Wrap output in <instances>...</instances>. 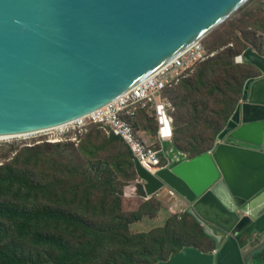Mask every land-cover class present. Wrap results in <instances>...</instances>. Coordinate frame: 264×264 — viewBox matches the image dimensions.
<instances>
[{
	"label": "water",
	"instance_id": "95a60500",
	"mask_svg": "<svg viewBox=\"0 0 264 264\" xmlns=\"http://www.w3.org/2000/svg\"><path fill=\"white\" fill-rule=\"evenodd\" d=\"M248 0H0V136L29 135L86 116L129 91ZM262 74L211 152L174 149L150 174L134 159L152 197L167 187L214 251L184 248L158 264H264V57H238Z\"/></svg>",
	"mask_w": 264,
	"mask_h": 264
},
{
	"label": "trees",
	"instance_id": "16d2710c",
	"mask_svg": "<svg viewBox=\"0 0 264 264\" xmlns=\"http://www.w3.org/2000/svg\"><path fill=\"white\" fill-rule=\"evenodd\" d=\"M258 10L260 11V6ZM243 15L244 11L241 13ZM244 18L241 24L254 20L264 30V20H261L259 14L249 13ZM234 41L240 48H234L231 44L226 50L219 51L199 64L192 75L163 92L164 98L176 108V112H183L176 118L172 115L173 145L176 148L175 132L200 129L194 138L198 140L199 134L210 129L212 137H215L225 128L234 113L241 96V85L246 80L240 76V68L245 65L252 67L245 61L237 62L236 57L243 55L247 49L258 54L262 52L255 42L246 45L239 43L237 38ZM220 44L219 42L217 45L218 49ZM204 47L212 53L206 45ZM234 89L236 92L231 103L228 101ZM173 90L176 92L169 100L167 95ZM208 100H212L213 105L221 109H210ZM141 115L147 114L137 112L133 121L135 130H145L154 136V119L147 117L148 125H152L153 130L139 127ZM179 124L186 129H176ZM90 129H96L105 135L97 126H90L88 131ZM108 137L111 139L107 144H111L114 150L117 149V141L126 148L123 162L132 167L130 180L136 183L138 177L131 152L120 139ZM44 144L59 145L48 142L41 145ZM60 144L73 142L66 140ZM38 145L24 147L9 163L0 166V264H158L168 261L173 254L184 248L195 249L197 241L206 237L202 228L188 213L186 215L193 224L187 231L184 242L179 240L177 243L175 233H170L172 221H169L170 225L166 221L163 228L150 230L151 232L131 233L132 224L157 214L154 209H158L159 204L152 199L130 213L121 212L120 202L115 198L110 202L105 201L102 212L105 219L98 223L91 217L90 199L93 191L104 189L114 193L115 189L109 183L98 182L96 176L92 177L86 172L66 175L62 171L58 178L45 179L47 173L38 179L29 171V167L36 164L38 156L43 153ZM196 148L190 158L207 153L201 141ZM104 149L106 145L100 146L96 151ZM69 163L74 164L73 159ZM129 190L130 187L127 188V194ZM107 198L105 196V200ZM163 235L167 240H170L171 235L174 249L165 251L166 240H163Z\"/></svg>",
	"mask_w": 264,
	"mask_h": 264
},
{
	"label": "rangeland",
	"instance_id": "374dc122",
	"mask_svg": "<svg viewBox=\"0 0 264 264\" xmlns=\"http://www.w3.org/2000/svg\"><path fill=\"white\" fill-rule=\"evenodd\" d=\"M258 6H260V11L258 10ZM243 11L244 15L241 16ZM249 13H257L260 15L261 20H264V0L246 1L229 19L216 27L205 37V39H203L204 45H206L210 51H212V53L216 54L221 50H226L231 44L234 45V48H240V46L234 41V39L237 38L241 44L248 45L251 43L252 45L253 42H255L259 49L262 50L259 55L264 57V30L259 28L254 20L248 21L245 24H241V21L245 20L244 16ZM245 36L247 38H245ZM217 39H220L219 42L221 43L219 45V49L217 47L219 44ZM252 67L245 65L244 67L240 68L239 74L241 77H245L246 80L241 85V96L235 109L241 103L243 93L242 90H244L243 87L245 86L246 81L249 79H258L262 77V74L259 72V70L255 67ZM175 90L168 93L167 98L169 100H171L174 92L179 91ZM235 92L236 89H234L230 94V100L228 102L232 103ZM208 102L210 109H221V107L219 108L214 106L212 100H208ZM182 113L183 112L179 111L176 112V108L172 107V115L174 114L175 118L176 116H180ZM147 117L149 116L141 115L138 125L139 127H147L153 130V126L148 125ZM183 125L187 127V125L184 123ZM183 125H176V129H179V131L186 129ZM200 131V129L195 130L190 128L180 133L175 132L174 142L177 146L176 149L180 152H183V154L189 158L194 155V151L197 149L196 147L199 146V141L203 143V148L206 150V152L214 150L218 143V135L212 137V132L210 129H208L207 132L199 134V138H197L198 140H195L194 138ZM40 136L42 135H37L36 133L27 137H14L8 140L0 141V166L9 163L12 158H15L20 150H22L24 147L36 145L37 143L39 144L38 147L42 149L43 153L42 155L38 156L39 161L29 167V171H31V173L34 174V176H36L38 179H41L42 175L47 173L48 174L45 179H50L52 177L58 178L61 176L62 171H65L66 175L86 172L92 177L96 176L98 182L109 183L115 189L114 193H112L110 190L108 191L104 189L93 191V197L90 199L91 217L98 223L103 222L105 219L102 213L103 204L105 201L110 202L112 198H115L120 202L121 212L130 213L139 209L142 205L147 203L146 201H150L152 199L159 204V208L154 209L157 214L154 217H144L140 222L132 224L130 226L131 233H138L139 231H153L158 228H163L166 221L167 225H170L169 221H172V230L170 229L169 231L170 233H175L176 242L179 243V240L182 242L186 241L187 231L193 223L189 219V216L185 214L186 211H182L180 214H178L174 207L169 208V211H167L166 207H164L165 203L163 202V191H166L165 187L157 191L156 194L153 195L149 200H145L144 197L141 198L131 193L135 182L132 183V180H130L132 167H128V165L124 164L123 162L126 148L122 143L117 141V149L114 150L111 144H107L111 138L100 133L96 129H90L88 133L80 138L77 143H73L74 145H41L44 143L42 142L44 137ZM102 145H106V149L102 151H96ZM163 148L165 154L169 155V148L170 151L172 150L171 145L169 146L167 144H163ZM155 150L158 152V148ZM159 157L163 162V154L159 153ZM71 159H73L74 164L69 163V160ZM134 159L135 158L133 157V160ZM164 164L165 163L163 162V165ZM128 187H130V190L127 194L126 191ZM105 196H108L107 200H105ZM171 215H175V217H171ZM190 234L193 235V233ZM169 239L170 240H167V237L163 235V240H166L164 248L165 251L174 249L171 245V235ZM200 240L201 238L197 241V246L195 249L203 253L210 252L213 248V243L206 237L201 241Z\"/></svg>",
	"mask_w": 264,
	"mask_h": 264
},
{
	"label": "built area",
	"instance_id": "2783aa9c",
	"mask_svg": "<svg viewBox=\"0 0 264 264\" xmlns=\"http://www.w3.org/2000/svg\"><path fill=\"white\" fill-rule=\"evenodd\" d=\"M214 55L205 49L203 39L195 41L142 82L102 108L42 132L41 135L48 143L66 140L76 143L90 126H97L105 135L120 139L139 165L155 174L165 168L163 162L166 163L168 159L163 144L171 142L173 138L172 104L164 98L163 92L192 75L199 64ZM238 57L236 61L242 63ZM138 111L154 119V136L135 130L133 121ZM159 153L163 154V162ZM170 194L174 195L172 191Z\"/></svg>",
	"mask_w": 264,
	"mask_h": 264
},
{
	"label": "crops",
	"instance_id": "0c3cea01",
	"mask_svg": "<svg viewBox=\"0 0 264 264\" xmlns=\"http://www.w3.org/2000/svg\"><path fill=\"white\" fill-rule=\"evenodd\" d=\"M165 144L170 146L169 143H165ZM171 149H172V146H171ZM172 151L173 150L170 151V148H169L170 154H173ZM163 202L165 203L164 207H166L167 211H169V208L174 207L175 211L179 214L182 210L188 209V205L183 200L181 201L180 199H176L175 197L171 196L169 194V191L167 190L163 191ZM262 241L264 242V238Z\"/></svg>",
	"mask_w": 264,
	"mask_h": 264
},
{
	"label": "clouds",
	"instance_id": "9594fccd",
	"mask_svg": "<svg viewBox=\"0 0 264 264\" xmlns=\"http://www.w3.org/2000/svg\"><path fill=\"white\" fill-rule=\"evenodd\" d=\"M169 102V101H168ZM170 103V102H169ZM171 104V103H170ZM173 107V106H172ZM173 117V116H172ZM174 120V119H173ZM173 124H174V122H173ZM142 132H145V133H147V134H149L150 135V133L149 132H147V131H145V130H141ZM40 137H43V136H40ZM218 137V136H217ZM79 141V140H78ZM42 142H47V141H45V138H44V140L42 141ZM217 142H218V139H217ZM60 143H63V142H59V143H51V144H60ZM77 143V142H76ZM219 143V142H218ZM217 143V144H218ZM37 144V143H36ZM169 144L172 146V150H174V149H176V147L173 145V138H172V140H171V142H169ZM177 150V149H176ZM179 151V150H178ZM180 152V151H179ZM211 152V151H210ZM180 153H182L183 154V152H180ZM185 155V154H184ZM166 157H167V155H166ZM186 157V159H192V158H189V157H187V156H185ZM167 162L165 163V168L166 167H168V165L170 164L169 163V157H167ZM146 170V169H145ZM161 170H163V169H161ZM160 170V171H161ZM148 171V170H147ZM160 171H158V172H160ZM150 174H153V173H151L150 171H148ZM157 173V172H156ZM138 177V176H137ZM137 184H143L142 182H141V180L139 179V177H138V180L136 181V183H135V185H137ZM166 188V190L167 191H169V194H170V191H172L173 193H174V195H171V196H173V197H175L176 199H180L181 201L183 200L185 203H186V201L184 200V199H182L181 197H179L176 193H175V191H173L172 189H169V188H167V187H165ZM156 194V193H155ZM151 197H146L145 198V200H149ZM187 205H188V209H184V210H182V211H186V213L185 214H187L188 213V210L190 209V205L188 204V203H186ZM181 211V212H182ZM180 212V213H181ZM179 213V214H180ZM189 214V213H188ZM209 240V239H208ZM211 241V240H210ZM214 249V247L212 248V250L211 251H214L213 250Z\"/></svg>",
	"mask_w": 264,
	"mask_h": 264
},
{
	"label": "bare ground",
	"instance_id": "6f19581e",
	"mask_svg": "<svg viewBox=\"0 0 264 264\" xmlns=\"http://www.w3.org/2000/svg\"><path fill=\"white\" fill-rule=\"evenodd\" d=\"M205 39V38H204ZM49 132V131H48ZM39 134H43L42 132H40V133H37V135H39ZM31 134H29V135H27V136H30ZM26 135H24V136H19V135H17V136H15V135H5V136H0V141H4V140H8V139H10V138H14V137H27Z\"/></svg>",
	"mask_w": 264,
	"mask_h": 264
},
{
	"label": "flooded vegetation",
	"instance_id": "af4514ba",
	"mask_svg": "<svg viewBox=\"0 0 264 264\" xmlns=\"http://www.w3.org/2000/svg\"><path fill=\"white\" fill-rule=\"evenodd\" d=\"M212 242V241H211Z\"/></svg>",
	"mask_w": 264,
	"mask_h": 264
}]
</instances>
